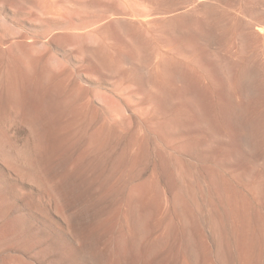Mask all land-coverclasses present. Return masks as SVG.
Wrapping results in <instances>:
<instances>
[{"label":"rangeland","instance_id":"1","mask_svg":"<svg viewBox=\"0 0 264 264\" xmlns=\"http://www.w3.org/2000/svg\"><path fill=\"white\" fill-rule=\"evenodd\" d=\"M0 264H264V0H0Z\"/></svg>","mask_w":264,"mask_h":264}]
</instances>
